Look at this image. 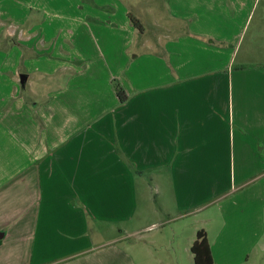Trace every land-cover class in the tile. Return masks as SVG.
<instances>
[{
    "label": "crops",
    "instance_id": "obj_1",
    "mask_svg": "<svg viewBox=\"0 0 264 264\" xmlns=\"http://www.w3.org/2000/svg\"><path fill=\"white\" fill-rule=\"evenodd\" d=\"M253 3L165 0L142 30L127 0L20 3L41 15L0 92V264H133L111 231L146 207L192 260L203 231L214 264H264V63L236 51Z\"/></svg>",
    "mask_w": 264,
    "mask_h": 264
},
{
    "label": "rangeland",
    "instance_id": "obj_2",
    "mask_svg": "<svg viewBox=\"0 0 264 264\" xmlns=\"http://www.w3.org/2000/svg\"><path fill=\"white\" fill-rule=\"evenodd\" d=\"M164 1L127 0V7L145 27L146 20H153L156 16L166 17ZM11 2V0H0V80L2 82L0 92L2 96L7 95L6 82L11 78V72L14 71V67L23 65L27 53L24 40L20 36L22 32L25 33L29 29L22 20L26 13L39 18L41 15V9L34 8L32 11L20 4L23 0L21 2L17 0L14 7L10 5ZM10 31L13 33L9 35ZM13 47H16L19 55L17 52H10ZM248 49L254 52L251 63H264V0H254L248 16H243L236 22V51L242 53ZM24 92L27 97H32L28 88L24 87ZM164 219L165 217L162 216H154V213L146 207V213L141 217L142 223H137L135 215L128 225L113 227L111 236H120L114 245L128 248L133 264H194L189 252H186L182 245L171 241L169 224ZM152 223H154L153 227L140 229L141 226ZM125 228L127 231H124Z\"/></svg>",
    "mask_w": 264,
    "mask_h": 264
},
{
    "label": "trees",
    "instance_id": "obj_3",
    "mask_svg": "<svg viewBox=\"0 0 264 264\" xmlns=\"http://www.w3.org/2000/svg\"><path fill=\"white\" fill-rule=\"evenodd\" d=\"M129 18L135 28H137L138 30L143 29L142 24L132 13H129ZM112 84L119 101L124 102L127 98V95L120 82L116 79H113ZM190 251L193 255L194 264H214L210 252V247L203 231L197 232Z\"/></svg>",
    "mask_w": 264,
    "mask_h": 264
},
{
    "label": "water",
    "instance_id": "obj_4",
    "mask_svg": "<svg viewBox=\"0 0 264 264\" xmlns=\"http://www.w3.org/2000/svg\"><path fill=\"white\" fill-rule=\"evenodd\" d=\"M20 81L24 82V75L23 74L20 75Z\"/></svg>",
    "mask_w": 264,
    "mask_h": 264
}]
</instances>
